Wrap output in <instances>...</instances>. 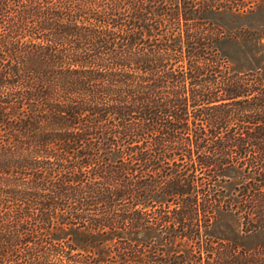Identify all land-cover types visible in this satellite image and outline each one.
<instances>
[{
	"label": "trees",
	"instance_id": "trees-1",
	"mask_svg": "<svg viewBox=\"0 0 264 264\" xmlns=\"http://www.w3.org/2000/svg\"><path fill=\"white\" fill-rule=\"evenodd\" d=\"M257 11L0 0V264H264L212 234L264 233V70L228 67L211 19Z\"/></svg>",
	"mask_w": 264,
	"mask_h": 264
},
{
	"label": "rangeland",
	"instance_id": "rangeland-1",
	"mask_svg": "<svg viewBox=\"0 0 264 264\" xmlns=\"http://www.w3.org/2000/svg\"><path fill=\"white\" fill-rule=\"evenodd\" d=\"M230 18L229 15L224 14L217 17L213 15L211 18L219 28H222L224 34L223 39L217 44L220 58L226 61L227 66L235 72L246 73L264 70V35H259L260 32H264V12L257 11L255 14L246 15L240 19L234 18L233 21ZM242 28L256 34L244 36L241 32ZM223 187L227 192L231 189L228 184ZM212 234L223 239V245L214 244L213 248L217 252L222 251V253L229 252L230 243L243 245L242 248L248 251L255 244L263 245L264 242V233L248 235L243 239L239 238L235 218L229 214L219 217L212 229ZM240 250L241 247H238V251Z\"/></svg>",
	"mask_w": 264,
	"mask_h": 264
}]
</instances>
